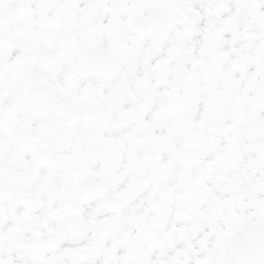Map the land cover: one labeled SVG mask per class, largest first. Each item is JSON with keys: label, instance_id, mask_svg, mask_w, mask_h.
Returning <instances> with one entry per match:
<instances>
[{"label": "snow or ice", "instance_id": "snow-or-ice-1", "mask_svg": "<svg viewBox=\"0 0 264 264\" xmlns=\"http://www.w3.org/2000/svg\"><path fill=\"white\" fill-rule=\"evenodd\" d=\"M0 264H264V0H0Z\"/></svg>", "mask_w": 264, "mask_h": 264}]
</instances>
